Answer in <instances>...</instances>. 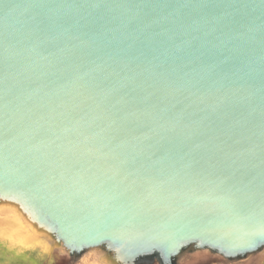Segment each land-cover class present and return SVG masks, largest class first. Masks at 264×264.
<instances>
[{
  "label": "water",
  "instance_id": "95a60500",
  "mask_svg": "<svg viewBox=\"0 0 264 264\" xmlns=\"http://www.w3.org/2000/svg\"><path fill=\"white\" fill-rule=\"evenodd\" d=\"M27 2L0 0V264H156L165 258L167 264H264V0H102L153 15L185 3L232 5L231 22L253 30L246 62L254 71L244 82L249 103L225 149L245 154L223 172L201 159L196 145L208 137L199 134L170 157L164 147L135 160L133 137L148 126L104 133L108 121L98 120L84 129L93 136L89 147L114 136L102 149L110 154L105 161L84 145L70 148L63 136L53 143L59 127L95 108L99 93L135 68L132 55L139 56L141 43L134 37L88 45L60 41L29 56L31 42L16 23ZM162 67L174 69L172 78L179 80L206 72L209 85L220 75L198 61L170 58ZM196 88H180L170 98L169 115L183 111L182 124L193 128L205 108L199 98L206 89ZM122 94L103 107L115 111L111 105ZM81 102V110H70ZM192 158L198 165L186 166ZM125 159L129 163L120 167Z\"/></svg>",
  "mask_w": 264,
  "mask_h": 264
},
{
  "label": "snow or ice",
  "instance_id": "6c2138e0",
  "mask_svg": "<svg viewBox=\"0 0 264 264\" xmlns=\"http://www.w3.org/2000/svg\"><path fill=\"white\" fill-rule=\"evenodd\" d=\"M22 7V19L16 23L21 25L24 39L31 42L29 56H40L43 46L60 41H77L80 45H88L105 37H108L109 43L134 37V43H141L135 50L139 56L132 55V61L137 62L135 68H131L112 87L103 89L95 108L59 127L57 131L60 135H56L53 143L63 136L70 148L84 145L86 153H95L98 159L105 161L110 154L102 149L112 142L114 136L105 135V143L101 147H89L93 136L84 135L83 130L98 120H107L101 132L123 131L129 124L148 126L146 132L133 137L135 143L131 147L136 154L133 160L138 156H151L154 149L164 147L170 157L197 134L208 137L207 142L196 145L197 149L204 152L205 156L201 159H205L207 166L223 172L236 165L245 154H229L231 150L225 149L230 132L245 118L249 97L245 95L244 82L249 73L254 71L246 62V54L250 41L255 37L250 35L253 31L251 28L245 30V25L231 22L232 12L229 9L232 5L209 7L185 3L177 5L170 13L154 15L137 13L133 11V6L120 3L106 5L102 0H28ZM102 7L111 10L105 15L94 12ZM170 58L173 62L182 59L189 63L198 61L202 70L213 72V75V70L219 68L220 75L212 80L211 85L207 83L206 72H196L191 76L185 74L187 79L184 80L173 79L172 72L175 70L162 67ZM261 70L264 71V68ZM197 85L206 89L199 98L205 108L202 109L204 116L193 122V128L182 124L183 111L177 112L175 116L169 115L170 98L180 88ZM200 88L196 90L200 91ZM121 91L123 94L111 105L115 111L105 109L103 106L109 98ZM82 103L74 104L70 110H81ZM56 116H63L67 120L64 113H56ZM125 143L128 142L121 141V145ZM233 156L236 159H232ZM127 163L128 159L121 161L120 167ZM185 163L190 167L198 165L199 161L192 158ZM120 167L115 169L113 175L119 173ZM109 171L112 169L109 168ZM225 180H231V176L225 175ZM231 187L236 192L241 191L235 184ZM127 191L130 192L131 188ZM104 194H111V190H104ZM156 264H167V260L159 259Z\"/></svg>",
  "mask_w": 264,
  "mask_h": 264
}]
</instances>
